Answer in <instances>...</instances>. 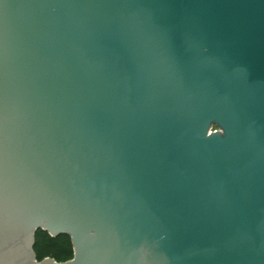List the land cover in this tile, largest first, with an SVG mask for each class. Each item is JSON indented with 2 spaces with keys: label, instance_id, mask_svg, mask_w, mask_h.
Segmentation results:
<instances>
[{
  "label": "water",
  "instance_id": "1",
  "mask_svg": "<svg viewBox=\"0 0 264 264\" xmlns=\"http://www.w3.org/2000/svg\"><path fill=\"white\" fill-rule=\"evenodd\" d=\"M0 264H264V0H0Z\"/></svg>",
  "mask_w": 264,
  "mask_h": 264
},
{
  "label": "trees",
  "instance_id": "2",
  "mask_svg": "<svg viewBox=\"0 0 264 264\" xmlns=\"http://www.w3.org/2000/svg\"><path fill=\"white\" fill-rule=\"evenodd\" d=\"M33 252L38 261L50 257L57 262H63L71 259L73 255L69 236L60 234L51 237L47 232L40 229L34 235Z\"/></svg>",
  "mask_w": 264,
  "mask_h": 264
}]
</instances>
